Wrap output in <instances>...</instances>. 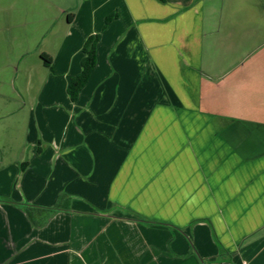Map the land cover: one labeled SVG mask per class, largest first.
Here are the masks:
<instances>
[{
    "label": "crops",
    "instance_id": "crops-1",
    "mask_svg": "<svg viewBox=\"0 0 264 264\" xmlns=\"http://www.w3.org/2000/svg\"><path fill=\"white\" fill-rule=\"evenodd\" d=\"M191 2L57 7L68 33L36 50L32 99L0 90V264H264V40L207 64Z\"/></svg>",
    "mask_w": 264,
    "mask_h": 264
},
{
    "label": "rangeland",
    "instance_id": "rangeland-1",
    "mask_svg": "<svg viewBox=\"0 0 264 264\" xmlns=\"http://www.w3.org/2000/svg\"><path fill=\"white\" fill-rule=\"evenodd\" d=\"M191 1L193 3L197 0ZM201 1L207 20L205 30L213 33H208L205 37L207 64L221 61L224 68L225 64L239 60L263 42L264 0ZM75 2L0 0V90L15 98L18 91L23 92L26 101L32 99V94L38 90V76L42 71V68L38 72L34 69L28 70L31 64L42 61L36 50L41 46L43 50L54 54L55 41L68 33L66 21H60L62 13L57 7H63L64 3L75 6ZM25 38L27 41H24ZM104 50L102 48L101 53ZM124 51L125 60L131 62L128 57H133L134 49ZM142 79L141 83L137 79L136 88L141 85L144 98L147 86H151L144 82V77ZM26 90H29V96H26ZM136 218L140 219L138 216ZM224 251L222 255L226 254Z\"/></svg>",
    "mask_w": 264,
    "mask_h": 264
},
{
    "label": "trees",
    "instance_id": "trees-1",
    "mask_svg": "<svg viewBox=\"0 0 264 264\" xmlns=\"http://www.w3.org/2000/svg\"><path fill=\"white\" fill-rule=\"evenodd\" d=\"M161 3H166L167 0H158ZM118 13H113L106 19V26H108L116 17ZM100 41V34H92L90 35L84 45H83V52L85 53V57L82 60V72L73 77L68 87V94L72 101H77L82 89L86 86L89 82L95 68L98 64V44ZM44 62L46 66L52 68V59L48 57L47 54H42ZM26 164V163H24ZM23 164V165H24ZM64 196V195H63ZM60 202V200H59ZM33 209H29V213L31 216L33 215Z\"/></svg>",
    "mask_w": 264,
    "mask_h": 264
}]
</instances>
